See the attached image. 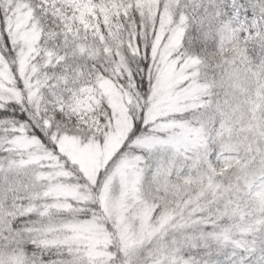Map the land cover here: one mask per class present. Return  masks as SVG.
<instances>
[{
    "label": "snow or ice",
    "instance_id": "obj_1",
    "mask_svg": "<svg viewBox=\"0 0 264 264\" xmlns=\"http://www.w3.org/2000/svg\"><path fill=\"white\" fill-rule=\"evenodd\" d=\"M0 264H264V0H0Z\"/></svg>",
    "mask_w": 264,
    "mask_h": 264
}]
</instances>
